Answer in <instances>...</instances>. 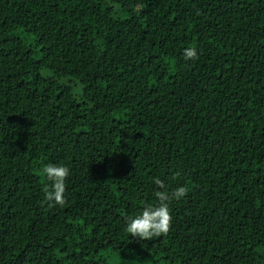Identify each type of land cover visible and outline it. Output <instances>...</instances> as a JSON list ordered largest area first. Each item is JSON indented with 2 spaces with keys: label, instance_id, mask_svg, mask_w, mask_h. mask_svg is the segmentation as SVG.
<instances>
[{
  "label": "trees",
  "instance_id": "obj_1",
  "mask_svg": "<svg viewBox=\"0 0 264 264\" xmlns=\"http://www.w3.org/2000/svg\"><path fill=\"white\" fill-rule=\"evenodd\" d=\"M156 177L188 192L144 241ZM120 253L264 264V0H0V264Z\"/></svg>",
  "mask_w": 264,
  "mask_h": 264
},
{
  "label": "clouds",
  "instance_id": "obj_2",
  "mask_svg": "<svg viewBox=\"0 0 264 264\" xmlns=\"http://www.w3.org/2000/svg\"><path fill=\"white\" fill-rule=\"evenodd\" d=\"M183 57L186 61L197 59L195 47L185 48ZM42 171L50 182V187L45 189L44 201L49 207L63 206L66 202L64 194L66 180L70 175L69 169L62 165L48 164ZM153 183L160 189L154 193L157 203L145 204L139 215L127 218L125 226V231L129 236L144 241L168 234L172 224L169 203L172 200L182 199L188 192L184 186L169 190L159 177L154 178Z\"/></svg>",
  "mask_w": 264,
  "mask_h": 264
},
{
  "label": "rangeland",
  "instance_id": "obj_3",
  "mask_svg": "<svg viewBox=\"0 0 264 264\" xmlns=\"http://www.w3.org/2000/svg\"><path fill=\"white\" fill-rule=\"evenodd\" d=\"M107 261L109 264H153L149 260H143L141 256L134 257L125 253L109 255Z\"/></svg>",
  "mask_w": 264,
  "mask_h": 264
}]
</instances>
